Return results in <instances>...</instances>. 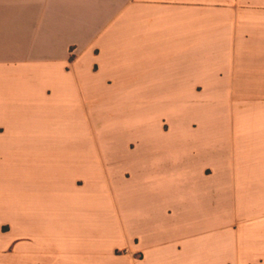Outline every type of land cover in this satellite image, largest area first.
Instances as JSON below:
<instances>
[{
	"label": "crops",
	"instance_id": "0c3cea01",
	"mask_svg": "<svg viewBox=\"0 0 264 264\" xmlns=\"http://www.w3.org/2000/svg\"><path fill=\"white\" fill-rule=\"evenodd\" d=\"M0 264H264V0H0Z\"/></svg>",
	"mask_w": 264,
	"mask_h": 264
},
{
	"label": "rangeland",
	"instance_id": "374dc122",
	"mask_svg": "<svg viewBox=\"0 0 264 264\" xmlns=\"http://www.w3.org/2000/svg\"><path fill=\"white\" fill-rule=\"evenodd\" d=\"M175 103L177 104V98L174 100ZM169 105H167V108L165 109V114L167 115L166 117H170L172 115V112L168 108ZM174 118L177 122V111L174 114ZM98 118H94V115L91 114L90 112H87L86 115V134L92 136L93 138L97 139L99 142H101L100 137H109L110 135V128H105L104 126L101 127L97 122ZM176 131H177V126H176ZM104 144L101 142L102 149H105L103 147Z\"/></svg>",
	"mask_w": 264,
	"mask_h": 264
}]
</instances>
